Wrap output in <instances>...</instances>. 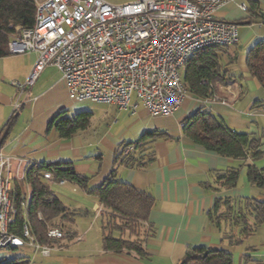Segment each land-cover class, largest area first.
I'll list each match as a JSON object with an SVG mask.
<instances>
[{
	"label": "crops",
	"instance_id": "crops-1",
	"mask_svg": "<svg viewBox=\"0 0 264 264\" xmlns=\"http://www.w3.org/2000/svg\"><path fill=\"white\" fill-rule=\"evenodd\" d=\"M250 1L228 0L215 13L219 20L238 24L239 43L233 49L227 48L228 57L233 60L227 70L239 74L233 82L237 83L238 96L226 103L203 104L189 94L170 116H153L141 104L135 109L119 110L114 105L89 102L98 108L94 113L90 106H78L88 101L77 102L71 97L55 67H46L35 84L20 93L14 83L25 81L37 55L0 57L2 154L24 156L34 164L72 162L77 174L89 178V188L100 187L114 172L120 181L150 193L155 199L142 240L145 256L103 250L104 210L97 198L88 225L77 224L76 219L71 223L63 222L69 236L54 240L48 255L29 247L30 251L24 256L27 264H178L194 247L231 252L233 264H264V225L243 238L242 226L232 225L229 218L218 224L216 218L227 206L215 211L217 201H231L234 211L229 216L238 217V210L246 199L264 201V189L252 184L247 177L249 164L264 169V155L255 161L224 157L195 144L183 134L186 120L203 108L222 117L232 129L260 137L264 151V88L249 75L246 65L248 50L264 40V24L257 20L251 22L248 12L241 9V5H249ZM260 1V10L264 11V0ZM6 81H10V85ZM17 102L21 107L14 112ZM83 111L92 113L90 126L84 132L67 139L60 138L57 131L50 133L48 125L58 114L66 112L72 117ZM152 130L165 132L167 138L157 140L152 152L142 154L153 159L146 168L115 164V157L124 143L135 142L143 133ZM233 169L240 170L241 179L234 187L223 186L218 175ZM67 184L73 185L74 191L78 187L70 182L57 186ZM27 188L30 200L31 190ZM54 195L65 205L60 196ZM77 210L83 216L90 213L81 206ZM249 224H253L252 219ZM126 235L127 232L123 237L128 238ZM228 236L241 242L232 245ZM5 256L0 254V262Z\"/></svg>",
	"mask_w": 264,
	"mask_h": 264
},
{
	"label": "built area",
	"instance_id": "built-area-1",
	"mask_svg": "<svg viewBox=\"0 0 264 264\" xmlns=\"http://www.w3.org/2000/svg\"><path fill=\"white\" fill-rule=\"evenodd\" d=\"M227 2L35 0L34 25L13 35L8 51L12 55L35 53L37 59L25 83L14 84L22 93L46 67H55L77 102L114 105L119 110L141 104L153 116H170L189 95L182 77L189 57L208 46L239 43L238 24L215 18ZM241 9L247 12V5ZM232 94L236 98L237 89ZM213 101L227 102L217 94L201 100L203 104ZM20 107L21 103H15L14 112ZM33 164L27 157L0 152V250L28 246L48 255L51 245L39 243L27 221L21 234L12 231L18 215L17 193L24 210L30 201L26 178ZM43 178L50 188L67 182L55 179L50 171ZM68 236L62 228L47 226L51 241Z\"/></svg>",
	"mask_w": 264,
	"mask_h": 264
},
{
	"label": "trees",
	"instance_id": "trees-1",
	"mask_svg": "<svg viewBox=\"0 0 264 264\" xmlns=\"http://www.w3.org/2000/svg\"><path fill=\"white\" fill-rule=\"evenodd\" d=\"M261 1L251 0L247 5L250 21H259L264 24V11L260 10ZM35 0H0V57L9 56L8 43L11 37L25 27H32L35 22ZM223 46H208L194 52L187 60L182 72L183 81L189 94L195 98L211 99L218 95L222 84L235 82L238 77L227 70V63L231 65L232 58L227 63L224 59L229 54ZM246 65L249 75L264 88V40L256 42L247 52ZM235 84V83H233ZM92 113L83 111L69 117L66 112H61L53 118L48 128H54L59 137L71 138L81 130L90 126ZM183 134L195 144L215 152L218 155L239 159L258 160L264 155L261 150L260 137L248 132L232 129L225 120L203 108L190 116L183 124ZM167 134L161 130L147 131L135 142L124 143L115 157L116 165H124L134 168H146L152 158H145L142 154L152 152L153 143L160 139H166ZM131 148L129 152L127 149ZM139 156V157H138ZM50 171L55 179L66 180L80 187L88 195L98 198L103 207V250L112 252H129L143 257L146 255L143 241H134L124 238L128 232L130 236L136 235L144 224H149V214L154 207V197L145 191L120 181L113 173L100 187L89 188V178L76 173L72 162H60L56 164H33L27 172V186L31 190L29 204L24 210L22 198L19 193L16 196L18 215L12 231L21 234L22 227L27 221L37 241L44 245L53 242L47 237V226L54 224V220L61 219L71 223L75 217V211L68 209L51 190L48 182L43 178V173ZM240 170H229L218 175V180L225 187L237 185ZM248 180L259 188L264 189V169H258L254 165H247ZM222 206H227L224 213H220L216 220L229 218L232 225L242 226L243 238L251 235L259 226L264 225V201L246 199L245 204L238 210V217L229 215L234 211L231 201L219 200L216 202L215 211L219 212ZM25 213V215H24ZM253 220L250 226L249 221ZM119 236L116 237L114 232ZM232 245L239 244L241 240H235L234 236H228ZM248 258L246 259V262ZM24 257L1 261L0 264H27ZM178 264H233V254L227 251H216L206 247L190 248L186 256Z\"/></svg>",
	"mask_w": 264,
	"mask_h": 264
},
{
	"label": "rangeland",
	"instance_id": "rangeland-1",
	"mask_svg": "<svg viewBox=\"0 0 264 264\" xmlns=\"http://www.w3.org/2000/svg\"><path fill=\"white\" fill-rule=\"evenodd\" d=\"M104 1H106L107 3H110V4H124V3L131 2V0H104ZM233 48H235V47H230V49H233ZM228 61H229V58H228V56H226L224 59V63H227ZM228 66H229V63H227L226 67H228ZM236 75L239 77V74H236ZM26 79H25V81H26ZM25 81H21L19 83L24 84ZM9 82L10 81H6V83L8 85H10ZM229 85L231 87L226 88V89H228L231 93H229V91L226 90L225 88H219V93H218V96L220 97V99H226L227 102L228 101L230 102V100L233 97L232 93H234L237 89L236 88L237 83H236V85L233 83H231ZM221 86L225 87L224 84H222ZM78 106H81V107H84V106L89 107L90 106V107H92V112H94V113L98 112L97 111L98 108L95 107V105L90 104L89 102L80 103V104H78ZM49 131H50V133L52 132V134L56 132V130L54 128H51ZM82 131L84 132V130H81L79 132H82ZM239 179H241V176L239 177ZM51 190L63 199L65 205L70 206L72 208L71 211L77 212L76 213L77 215L75 217L77 224L79 223L82 226L88 225V222L92 219L91 215L93 213L91 211L93 209V203L97 200L96 196L86 194L85 191L82 190L80 187H77L76 190L74 191L73 185H71V184H67L66 186H53V187H51ZM78 206L85 207L87 210H89L90 213L87 214V216L86 215L83 216V214L80 215V211L77 210ZM63 222H65V221H62L61 219L58 218V219L54 220V224H52V225L49 224V225L62 228L64 231H66L65 226L62 224ZM70 226H72V224ZM144 226L145 227H142L139 230V232H137L136 235L130 236L129 233L127 232V235L125 237L131 238L134 241H137V240L142 241L145 237V232L147 231V225L144 224ZM95 227L96 228L98 227L97 224H95ZM115 234H118V232L115 231L114 235ZM27 251H30V248L28 246H24V247L16 248V249H11V248L2 249V250H0V254L6 255L5 256L6 259L4 260V261H6V260H12L16 256L24 257L27 254Z\"/></svg>",
	"mask_w": 264,
	"mask_h": 264
}]
</instances>
